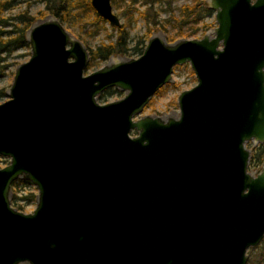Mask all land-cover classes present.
Returning a JSON list of instances; mask_svg holds the SVG:
<instances>
[{
  "label": "water",
  "instance_id": "95a60500",
  "mask_svg": "<svg viewBox=\"0 0 264 264\" xmlns=\"http://www.w3.org/2000/svg\"><path fill=\"white\" fill-rule=\"evenodd\" d=\"M119 27L110 0H91ZM214 37L167 44L84 74L89 54L56 20L27 31L30 58L0 104V264H246L264 238V0H210ZM188 63L178 119L134 120ZM110 88L126 92L100 104ZM136 132L135 136H131ZM36 190L32 213L11 185Z\"/></svg>",
  "mask_w": 264,
  "mask_h": 264
},
{
  "label": "rangeland",
  "instance_id": "374dc122",
  "mask_svg": "<svg viewBox=\"0 0 264 264\" xmlns=\"http://www.w3.org/2000/svg\"><path fill=\"white\" fill-rule=\"evenodd\" d=\"M131 3V0H124L122 2L115 0V3L112 5V11L119 20V27H125L124 29L128 31V49H132L140 41H146L147 44L151 37H158L167 44H173L182 39L192 40L201 39L204 36L210 38L214 37V30L217 27L215 11L212 10V13L208 17L201 14V10L204 7L210 9V0H150V4H144L142 1H137L133 6ZM201 3L202 5H200ZM14 4L13 10L7 11L3 14L4 19H15L18 14L26 13V16L33 19L32 25H37L48 18L58 21L52 15L45 13L44 4L40 0H16ZM199 5L202 8H199L200 11H198V9L195 11L196 15H199V20H197L196 23H191L190 21L193 19L192 17L185 19V14L183 12L184 7ZM128 6L131 7V11L126 12ZM140 13H145L148 18L141 16ZM183 20L186 22H183ZM6 23L7 24L0 27V31L2 32L1 35H8V33L14 29V20H8ZM89 23L88 19L85 18L78 24V26L72 25L70 22L60 24L73 40H76L83 45L87 52L94 50L101 43L107 44L106 39H116L118 31L115 29L119 27L111 26L108 22H105V24H100L96 33L92 34V26L89 25ZM179 35H182V37H179ZM170 38H176L177 40L170 43L168 42V39ZM140 56L141 54L134 55L131 54V52H128L125 56H113L106 62L96 63L95 66L90 67L89 69L86 68L84 74H90L111 62L136 59ZM29 58V45L28 48L19 49L7 56V60L3 63L4 69L0 71V104L9 99L8 93L16 69L21 64L26 63ZM196 83L194 73L188 63L174 67L171 81L153 96L148 105L134 120L142 117L161 118L164 121L168 118L174 120L178 119V96L182 92L193 88ZM106 91H109L111 94L106 96V98H103V100L98 98V103L106 104L118 101L126 94V92L117 88H110ZM136 134V132H132L131 136H135ZM258 146L261 145L255 144L254 142L247 143L246 148L250 151V156ZM8 163L9 160L7 158H0V168L8 165ZM263 167L264 163L259 169L250 170L248 164V171L252 176H256L261 172ZM29 193H32L35 196L37 195V190L31 184L30 187L26 188L18 187L17 194L15 195L20 198L26 197ZM20 204H26L23 205L24 207L20 212L29 214L32 213L36 207V199L32 202L24 200L23 202L21 201ZM246 257V264H264V238L256 247L247 250Z\"/></svg>",
  "mask_w": 264,
  "mask_h": 264
},
{
  "label": "trees",
  "instance_id": "16d2710c",
  "mask_svg": "<svg viewBox=\"0 0 264 264\" xmlns=\"http://www.w3.org/2000/svg\"><path fill=\"white\" fill-rule=\"evenodd\" d=\"M16 0H0V27L8 20H14V29L7 34H2L0 31V71L4 69L3 63L7 60V56L14 51H17L22 48H28V43L26 39V33L29 30L30 26L33 23V19L29 16H26V13H20L15 17V19H4L3 14L7 11H11L14 8V3ZM124 1V0H118ZM142 1L144 4H150V0H131L132 6L137 2ZM196 1V0H195ZM45 7V13L52 15L55 17L59 23L65 24L70 22L72 25L78 26L79 23L83 21V19H88L90 22L89 25L92 26L91 33H96L100 27V24L104 23L105 21L101 19L95 11L92 9L90 0H41ZM115 3V0H113ZM202 5V3L200 4ZM199 6L193 7H184L183 12L185 14V19H189L192 17L193 19L190 21L191 23H196L199 20V15H196L195 11L199 8ZM131 7H127L126 12L131 11ZM135 11V10H134ZM201 14L205 17H208L212 10L204 7L201 10ZM141 16L147 17L145 13H140ZM148 18V17H147ZM183 22H186L183 20ZM95 28H94V27ZM127 27V26H126ZM125 27H119L117 30V36L115 40L106 39L107 44L101 43L98 47L94 50L88 52L89 54V64L88 69L90 67L95 66L96 63L106 62L109 58L113 56H125L128 52L131 54H142L146 46V41H140L135 47L132 49H128V31L124 29ZM13 35V36H11ZM11 36V37H9ZM182 37V35H179ZM4 38V39H2ZM177 40L176 38L168 39V42H174ZM139 45V46H138ZM109 91H105L99 95V99L106 98V96L110 95ZM264 163V145L258 146L252 155L250 156L249 160V168L252 169H259L262 164ZM22 187H30V183L24 180H17L11 185V205L17 211H22L23 205L20 202L27 200L28 202H32L36 199V196L32 193L26 195V197L18 198L15 194H17V188Z\"/></svg>",
  "mask_w": 264,
  "mask_h": 264
},
{
  "label": "flooded vegetation",
  "instance_id": "af4514ba",
  "mask_svg": "<svg viewBox=\"0 0 264 264\" xmlns=\"http://www.w3.org/2000/svg\"><path fill=\"white\" fill-rule=\"evenodd\" d=\"M41 1V0H40ZM91 1V0H90ZM43 3V2H42ZM110 4H111V7H112V5L114 4V2H113V0H110ZM93 9V8H92ZM96 13V12H95ZM106 22V21H105ZM32 26V25H31ZM31 26H30V28H31ZM29 28V29H30Z\"/></svg>",
  "mask_w": 264,
  "mask_h": 264
}]
</instances>
